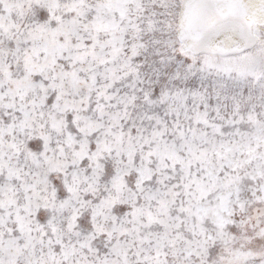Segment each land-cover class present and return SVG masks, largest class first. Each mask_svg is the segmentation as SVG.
Segmentation results:
<instances>
[{
  "label": "snow or ice",
  "instance_id": "6c2138e0",
  "mask_svg": "<svg viewBox=\"0 0 264 264\" xmlns=\"http://www.w3.org/2000/svg\"><path fill=\"white\" fill-rule=\"evenodd\" d=\"M0 264H264V0H0Z\"/></svg>",
  "mask_w": 264,
  "mask_h": 264
}]
</instances>
